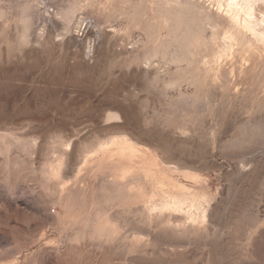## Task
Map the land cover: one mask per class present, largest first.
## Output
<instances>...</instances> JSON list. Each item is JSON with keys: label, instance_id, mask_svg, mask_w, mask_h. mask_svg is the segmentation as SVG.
<instances>
[{"label": "rangeland", "instance_id": "374dc122", "mask_svg": "<svg viewBox=\"0 0 264 264\" xmlns=\"http://www.w3.org/2000/svg\"><path fill=\"white\" fill-rule=\"evenodd\" d=\"M0 264H264V47L212 0H0Z\"/></svg>", "mask_w": 264, "mask_h": 264}, {"label": "bare ground", "instance_id": "6f19581e", "mask_svg": "<svg viewBox=\"0 0 264 264\" xmlns=\"http://www.w3.org/2000/svg\"><path fill=\"white\" fill-rule=\"evenodd\" d=\"M212 2L233 28L238 29L243 35L250 36L264 47V0H212ZM231 41L229 50L234 52L241 46V40L232 37Z\"/></svg>", "mask_w": 264, "mask_h": 264}]
</instances>
